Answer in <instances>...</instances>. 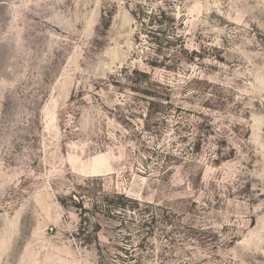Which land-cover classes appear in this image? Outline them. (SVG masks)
Masks as SVG:
<instances>
[{
  "label": "rangeland",
  "instance_id": "rangeland-1",
  "mask_svg": "<svg viewBox=\"0 0 264 264\" xmlns=\"http://www.w3.org/2000/svg\"><path fill=\"white\" fill-rule=\"evenodd\" d=\"M0 264H264V0H0Z\"/></svg>",
  "mask_w": 264,
  "mask_h": 264
}]
</instances>
